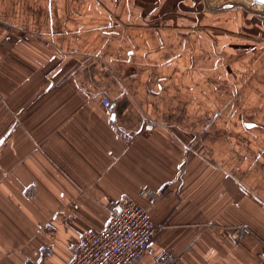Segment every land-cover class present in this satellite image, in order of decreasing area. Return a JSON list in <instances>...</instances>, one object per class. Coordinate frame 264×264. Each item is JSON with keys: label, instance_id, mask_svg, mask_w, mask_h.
<instances>
[{"label": "crops", "instance_id": "obj_1", "mask_svg": "<svg viewBox=\"0 0 264 264\" xmlns=\"http://www.w3.org/2000/svg\"><path fill=\"white\" fill-rule=\"evenodd\" d=\"M243 10L0 0V264L43 243L64 264L123 197L156 225L135 264H264V22Z\"/></svg>", "mask_w": 264, "mask_h": 264}, {"label": "built area", "instance_id": "obj_2", "mask_svg": "<svg viewBox=\"0 0 264 264\" xmlns=\"http://www.w3.org/2000/svg\"><path fill=\"white\" fill-rule=\"evenodd\" d=\"M106 114L112 113L111 101L103 99ZM170 184L159 188L164 194ZM109 217L101 228L85 229L70 244V258L64 264H135L152 240L156 225L149 209L131 198H120L109 207ZM249 233L245 226L237 225L229 234L234 242ZM52 244H40L35 256H26L25 264H53ZM177 253L161 249L154 256L156 264H174Z\"/></svg>", "mask_w": 264, "mask_h": 264}, {"label": "rangeland", "instance_id": "obj_3", "mask_svg": "<svg viewBox=\"0 0 264 264\" xmlns=\"http://www.w3.org/2000/svg\"><path fill=\"white\" fill-rule=\"evenodd\" d=\"M229 2L230 0H207V3L210 5V6H225L223 8L220 9L221 10H233V9H237V10H240V11H243L244 10L241 8V7H238V6H230L229 4L226 5V2ZM240 1H244L246 4H248L249 6L251 7H254L256 8V5L255 3H253L252 1L250 0H240ZM193 3H194V6H195V9H198V10H201V11H205V12H214L215 9L213 8H207L205 6V9L203 4H202V0H193ZM259 10H264V9H261V7H258ZM262 22H264V18H262Z\"/></svg>", "mask_w": 264, "mask_h": 264}, {"label": "water", "instance_id": "obj_4", "mask_svg": "<svg viewBox=\"0 0 264 264\" xmlns=\"http://www.w3.org/2000/svg\"><path fill=\"white\" fill-rule=\"evenodd\" d=\"M252 1L253 3H255L256 7L257 6H260L262 8H264V0H250ZM204 3H205V6L207 8H213L215 10H220L221 8L225 7V6H210L208 3H207V0H204ZM229 5L230 6H238V7H241L249 12H252L254 14H257L258 16H261L262 18H264V10H259L258 8H254V7H251L249 6L248 4H246L245 2L243 1H240V0H230L229 2Z\"/></svg>", "mask_w": 264, "mask_h": 264}, {"label": "bare ground", "instance_id": "obj_5", "mask_svg": "<svg viewBox=\"0 0 264 264\" xmlns=\"http://www.w3.org/2000/svg\"><path fill=\"white\" fill-rule=\"evenodd\" d=\"M244 2V1H243ZM229 4L228 1L226 2V5Z\"/></svg>", "mask_w": 264, "mask_h": 264}]
</instances>
